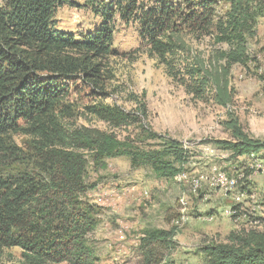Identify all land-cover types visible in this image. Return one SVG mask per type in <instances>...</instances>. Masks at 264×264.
I'll use <instances>...</instances> for the list:
<instances>
[{"label":"rangeland","instance_id":"1","mask_svg":"<svg viewBox=\"0 0 264 264\" xmlns=\"http://www.w3.org/2000/svg\"><path fill=\"white\" fill-rule=\"evenodd\" d=\"M71 1L58 9L55 25L81 38L101 25L93 8L115 0ZM171 1L185 6L187 0ZM214 1L217 21L230 5ZM140 2L153 6L157 0ZM113 27V53L102 60L99 87L105 94L78 77L70 80L66 123L114 134L143 149L176 140L188 160L181 173L167 178L150 165L134 167L125 155L98 164L87 151L82 199L94 206L97 223L87 234L88 245L96 264H208L207 246L230 243L233 234L243 231H264V148L234 157L219 144L237 140L239 132L264 142V16L247 35V64L227 63L224 54L232 46L219 42L215 29L171 32L177 49L161 59L149 52L137 21L117 16ZM99 104L119 107L131 115L129 122L99 119L89 109ZM14 141L29 155L36 154L30 135L17 134ZM157 229L173 236L148 244L146 232ZM150 249L155 252L152 261ZM21 254L20 248L7 249L0 264H23Z\"/></svg>","mask_w":264,"mask_h":264},{"label":"trees","instance_id":"2","mask_svg":"<svg viewBox=\"0 0 264 264\" xmlns=\"http://www.w3.org/2000/svg\"><path fill=\"white\" fill-rule=\"evenodd\" d=\"M225 1L230 9L215 21L214 0H187L185 6L171 0H157L153 6L115 0L104 8L94 7L101 25L76 38L55 25L58 9L73 4L71 0H0V261L7 249L20 248L23 264H96V253L86 238L97 224L94 206L82 199L87 190V151L101 165L125 155L134 167L150 165L159 177L181 173L188 157L176 140H167L162 148L143 149L111 133L67 124L69 81L78 77L105 94L99 87L102 60L113 53L117 16L139 23L154 57L174 54L177 45L171 32L183 27L200 33L215 29L218 41L232 46L224 54L227 63L247 64V35L256 19L264 16V4ZM89 109L115 125L131 117L111 105ZM20 133L35 138L34 156L15 143L14 136ZM236 137L219 143L234 157L264 148V142L242 132ZM146 234L148 244L173 236L162 229ZM205 251L208 264H264V231L233 234L230 243L209 245ZM147 255L152 261L155 252L150 249Z\"/></svg>","mask_w":264,"mask_h":264},{"label":"bare ground","instance_id":"3","mask_svg":"<svg viewBox=\"0 0 264 264\" xmlns=\"http://www.w3.org/2000/svg\"><path fill=\"white\" fill-rule=\"evenodd\" d=\"M185 217V216H184ZM182 221V220H181Z\"/></svg>","mask_w":264,"mask_h":264}]
</instances>
